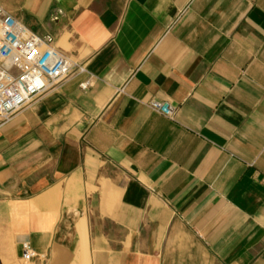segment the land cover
Wrapping results in <instances>:
<instances>
[{
  "label": "crops",
  "instance_id": "crops-1",
  "mask_svg": "<svg viewBox=\"0 0 264 264\" xmlns=\"http://www.w3.org/2000/svg\"><path fill=\"white\" fill-rule=\"evenodd\" d=\"M16 1L87 72L0 122V264H264V0Z\"/></svg>",
  "mask_w": 264,
  "mask_h": 264
},
{
  "label": "built area",
  "instance_id": "built-area-1",
  "mask_svg": "<svg viewBox=\"0 0 264 264\" xmlns=\"http://www.w3.org/2000/svg\"><path fill=\"white\" fill-rule=\"evenodd\" d=\"M84 72L85 62L61 51L52 36L38 34L0 4V122L9 121L51 88ZM89 84L85 81L81 87ZM149 105L174 118L176 107L169 102L152 99ZM22 246L25 260L40 257L28 240Z\"/></svg>",
  "mask_w": 264,
  "mask_h": 264
},
{
  "label": "rangeland",
  "instance_id": "rangeland-1",
  "mask_svg": "<svg viewBox=\"0 0 264 264\" xmlns=\"http://www.w3.org/2000/svg\"><path fill=\"white\" fill-rule=\"evenodd\" d=\"M0 4L8 9V7H17L19 3L16 0H0ZM12 13L14 14V12H12ZM21 264H30L29 260H25L23 258V253L21 256Z\"/></svg>",
  "mask_w": 264,
  "mask_h": 264
}]
</instances>
